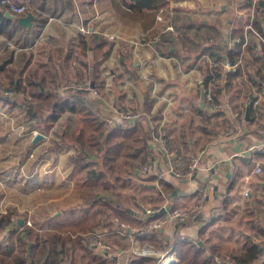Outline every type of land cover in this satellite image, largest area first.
<instances>
[{
	"label": "crops",
	"instance_id": "obj_1",
	"mask_svg": "<svg viewBox=\"0 0 264 264\" xmlns=\"http://www.w3.org/2000/svg\"><path fill=\"white\" fill-rule=\"evenodd\" d=\"M13 1L25 4L27 12L11 17L15 21L11 38L0 35V57L5 56L0 60V213L12 210L17 220L23 215L31 217L33 213L40 219L39 228L62 229L66 224L60 220L79 208L78 189L85 188L90 189V203L96 201L95 196L100 197L90 205V216L109 209L107 204L113 200L98 193L100 186L81 187L80 179L71 175L75 165L69 158L75 153L74 146H58L73 130L76 115L66 113L50 130L42 131L38 118L31 116L23 99L18 97L14 101L15 98L6 97L3 91L10 85L11 73L8 72L13 68L14 78L18 79L22 70H33L42 90L61 95L63 84L90 77L78 58L90 64L91 37L108 40L107 36L114 34L117 39L108 40L113 43V50L100 66L103 86H96L104 98L95 99L105 115L107 130L118 129L128 134L127 148L115 163V169L119 167L117 174H122L129 185L137 179L140 182L135 188L139 189L138 193L150 192L156 196L145 205L137 203L139 211L115 202L117 208L143 218L142 206L159 209L169 204L172 209H180L194 202L198 188H206L208 198L196 218L185 224L169 222L162 231L174 246L177 264L180 261L175 245L182 242L181 236L205 246L209 254L217 250L215 258L224 257L228 262L244 251L245 238L241 246L239 238L234 236L237 231L247 238L261 240L263 258L264 235L251 236L240 231L242 222L230 218L245 211L250 218L253 215L258 218V229H264V215L261 216V212L264 213V59L256 62L261 68L260 72L255 71L253 56L244 50L246 60L251 62L247 72L252 76L245 89L256 94L260 101L259 110L257 113L252 110L248 119L247 102L243 106L239 97L242 89L236 71L220 68L216 69V78L210 76L211 61L225 59L231 40L238 36L231 37V30L241 29V23L254 19L255 0H168L165 16L180 17L173 32L165 31L166 23L157 21L159 11L136 15L120 0ZM28 13L34 17L32 26L27 28L17 21ZM82 27L88 32L82 33ZM155 35H160V41H152ZM82 38L87 42L85 54L80 43ZM134 42L138 44L135 46ZM253 43L258 46L253 51L261 53L264 48H260L257 40ZM218 56L222 58L217 59ZM118 58L120 63L116 62ZM127 58L129 60L125 61ZM105 64L116 67L117 72L112 67L107 73ZM208 86L220 103L219 110L213 113L201 99L202 88ZM239 108L243 114L236 111ZM124 111L134 112L137 117L127 120L121 115ZM228 122L236 134L222 138L218 129L220 124ZM156 135L165 140L169 149L181 150L188 157L200 155V168L191 179L162 174L168 162ZM146 143L148 147L144 148ZM146 148L152 152L145 162L149 163L151 172L144 179L140 177L144 173L139 165L143 164ZM257 166L263 169L262 173L254 172ZM160 180L173 185L174 192L170 196ZM246 189H252L249 200L244 196ZM115 211L110 209L112 221L118 219ZM105 220L104 217L101 224L90 225V234L110 235L102 232ZM25 222L23 219V224ZM201 229H205L203 235H200ZM115 231H111L114 233L111 237L128 244V237L134 236L127 231ZM233 236L232 242L238 245L239 251L224 254L226 246H222L224 241L219 238L226 240ZM258 238L254 241L258 242ZM121 250L120 257H124L129 249Z\"/></svg>",
	"mask_w": 264,
	"mask_h": 264
},
{
	"label": "trees",
	"instance_id": "obj_2",
	"mask_svg": "<svg viewBox=\"0 0 264 264\" xmlns=\"http://www.w3.org/2000/svg\"><path fill=\"white\" fill-rule=\"evenodd\" d=\"M0 0V35L11 38L13 34V25L15 23L10 17L6 16V10L1 4ZM126 9L133 12L136 15H143L150 12H158L163 10L168 5V0H120ZM255 17L253 24L261 36L264 38V0H255L254 3ZM166 20L177 27V20L180 18L177 15L165 16ZM91 34V33H90ZM231 37L235 35L242 36L243 29H232L230 33ZM109 40V39H108ZM107 39H98L97 37H91L90 39V64L81 58H78L81 64L84 66L90 75V79L95 86H103L102 79L100 78V66L105 62L113 50V43ZM82 46V53H86L87 42L84 38L80 41ZM186 45V41H184ZM251 41L246 50L253 56L255 61L254 70L260 72V68L257 65V61L264 59L263 44L260 45L262 49L261 53L254 52L253 48L257 47V44L253 45ZM244 49L242 43H237L234 48L226 53V58L230 59L233 63H236L240 57L245 61V71L250 68V60H246L244 55ZM90 55V56H91ZM5 56H1L0 60H3ZM222 58L221 56L216 57ZM129 60V58H128ZM125 62V61H124ZM22 70L19 74V78H14L16 71L13 68H9L10 85L8 89L14 90L17 93H22L23 96L19 97L26 103L28 112L31 116L38 118L40 124V130H50L56 122L66 113L76 115L77 120L71 134L65 136L59 147L64 145H72L75 148V153L70 156V161L75 165L72 176L86 174L85 177H81L79 185L81 187H104L106 188V182L108 180V172L114 169V165L121 155L124 149L127 148L128 134L120 132L118 129L107 130L105 124L106 119L104 113L97 103L95 96L83 92H65L62 91L59 95L55 91L46 92L42 90L41 84L38 82L36 72ZM251 74V73H250ZM260 74V73H259ZM211 76V75H210ZM251 76V75H249ZM252 79V76H251ZM207 82V81H206ZM34 98V101H33ZM18 98H15L16 101ZM14 103L12 102V105ZM121 110V109H120ZM165 138V137H164ZM148 147L147 143L144 144ZM144 152L145 158L142 163L146 162V158H151V151L146 148ZM95 156V158H92ZM98 156L99 160L95 159ZM151 169L144 175L149 177ZM154 177H150V179ZM160 184L164 187V191L170 196L174 192L172 184L165 180H160ZM96 201L90 203L95 204L100 197L95 196ZM117 204V203H116ZM115 202L110 201L107 205L109 209H101V212L106 213L105 218L107 224L112 226L113 214L110 213V209H116V217L121 221H128L133 224H137L143 228L148 226L152 221L151 218H136L127 209H118ZM98 212V210H97ZM160 213L154 215L153 218L160 217ZM110 223V224H109ZM12 228L11 236L14 240L18 241V247L14 242L10 245H5L0 236V264H73V256L76 252L75 243L72 240V234L70 229H52L47 231H36L32 226L20 225L16 218L15 213L12 210L6 213H0V235L6 229ZM205 229H201L200 235H203ZM156 231H149L146 234L140 235L144 239H154L156 237ZM264 235V229L261 231ZM254 238L248 237V241L244 246V251L234 257H231L227 262L224 257L215 258V252L212 250V254L208 253L205 246H200L193 241H182L175 245V252L180 264H264V257L262 258L261 240L258 238V242L254 241ZM81 249L90 250L93 254V246L87 245L83 247L81 243L78 245ZM16 250V251H15ZM107 257L102 260L103 263H107ZM155 259V258H154ZM148 257H132L129 260V264H146L152 262L155 264V260ZM101 260V259H99ZM157 261V260H156Z\"/></svg>",
	"mask_w": 264,
	"mask_h": 264
},
{
	"label": "rangeland",
	"instance_id": "obj_3",
	"mask_svg": "<svg viewBox=\"0 0 264 264\" xmlns=\"http://www.w3.org/2000/svg\"><path fill=\"white\" fill-rule=\"evenodd\" d=\"M164 16H165V13H164ZM127 60H128V58L125 59V61H127ZM242 60L245 61L243 58H242ZM116 62L120 63L119 58L116 59ZM105 66L108 67V68H106L107 73H109V69H111L112 67H113V70L115 72H117L116 67H114V66L109 67L108 64H105ZM210 72L211 73L213 72V74H212L213 79L216 78V74L218 73L217 70L211 66ZM236 74H238V78L240 79L239 85L242 89L239 93V97L243 100L242 103L244 106V103L249 100L248 97H246V94L247 93H253V92H250L248 89H245V86H247V80H249L251 78V76H249L250 72H247V71L242 72L240 70H237ZM243 77H245V79ZM242 78H243V80H241ZM84 80H86V79L81 78L80 81H84ZM263 97H264V95H263ZM258 107H259L258 105L256 107H254V104H252L251 108H250V115L252 114V112H251L252 110L256 111V113H257V111L259 110ZM206 109H207V105H206ZM236 111L241 112V113L243 112L240 108L236 109ZM132 113H134V112H132ZM243 119H244V117L242 116L241 127L243 126ZM262 123H264V121H262ZM223 124H220V127L218 129V133L222 132L221 137L225 138V136H228L227 134L232 130L233 127H232L231 123H229V122L223 123ZM179 152H181V150ZM182 154L184 155L185 159L188 157V155L186 153L183 152ZM92 158H95V156H92ZM148 164L149 163H146V164L144 163L142 165H139V169L142 170L145 166H148ZM116 168L117 169H115V165H114V169L108 172V180L106 183L107 189H104L102 186L99 187L97 189L99 191L98 192L99 194H103V196H105V198L109 201L113 200L114 202L121 204L122 207L126 206L128 208L136 209V210L138 208V211L140 208L139 206L145 205L146 202H150L151 200L156 199V196L154 194H151L150 192H145L144 194L138 193L139 189H137L138 190L137 191L135 188H136V185L140 184V182L137 181V179H134L133 182H131L132 184L129 185L127 182L124 181L122 174H120V175L117 174V170H119V167H116ZM127 168L128 167H126V169ZM122 169H123V167H121V173H122ZM128 174H131V173H128ZM83 175L85 177L86 174H83ZM73 177L76 178V180L80 179L79 175H75ZM117 177H120V178H117ZM140 177L144 178V174H142ZM144 179L140 178V180H142V181ZM78 187H80V186L78 185ZM130 187H133V188H130ZM248 190H249V192L252 193V189H248ZM254 195H255V193H254ZM78 196H79V200H80V202H78L79 208L73 209L74 212H72V214L68 213L62 218V220H60V221H63L64 224H66V226L62 229H66V228L70 229L71 234H72V240L75 243L74 245L76 247V252L74 253V256H73L74 257L73 258V264H107L108 262H110L112 264H117L118 263L117 256H118V258H120V260L121 259L123 260L127 256L126 255L124 257H120V255H118V253H120L122 251L121 249H124V250L129 249V248H131V245L133 243H131L130 237H128V235H127V237L129 238V244L126 243L124 240L119 241V239H117L116 237H111L114 234L111 231L116 230L115 232L124 233V231L126 230V226H129L131 228H137V229H141V227H139L137 224H133V223H130L128 221H122V220L120 221L118 218V219H116V221H111L113 223L112 226H109L107 224L106 220L104 221V226L102 228H104L105 231H102V232H104V233L108 232V234L111 233L110 235L105 236V235H103V233H101L100 235L94 234V233L90 234V232H89L90 231V225H94L96 223L101 224L106 213H104V212H101V214L100 213H94V215L90 216V189H87V188L78 189ZM246 198L249 200V196ZM255 200L256 199H254V202H255ZM250 201H248L247 206L249 205ZM137 203H139L140 205L137 206ZM191 205H189V206H191ZM186 207H188V206H186ZM163 208L166 209V212L164 214H161L160 211ZM142 209L144 211L143 217L151 218L152 221H154L156 219H164L169 212L177 210V209H172V206H170L169 204L168 205L165 204L162 208H159V209L146 208L145 206H142ZM148 210L155 211V213L151 215V214L147 213ZM179 210H182V208H180ZM157 213L161 214L160 217L153 218L154 215H156ZM259 213H260V211H259ZM101 215L104 217H102ZM263 215H264V213L262 211L261 216H263ZM23 216H24L23 218H21V217L20 218L24 219L25 221H30L33 229H35L36 231H40V232L47 231V230H43L41 227H40L41 229L39 228V226H40L39 220L40 219L37 218L36 216H34L33 213H32L31 217H26L25 215H23ZM94 216H95V218L93 220ZM253 216L254 217L250 218L249 216H247V213H245V211H242L239 216H233L230 219L237 220V222L238 221L242 222V229L240 231L244 230L247 233H249V235H251V236H258L261 233L260 232L261 230L257 228L258 218L255 215H253ZM28 218H30L34 223ZM92 220H93V222H92ZM183 224H185V223H183ZM256 228L259 232L256 230ZM106 230H108V231H106ZM222 230H224V229H222ZM157 235H159V234H157ZM160 235H162V234H160ZM234 236L239 238V242H240L241 246H243L244 238H245L246 242L248 241L247 236L246 235L242 236L240 233H238V231H237V233L234 234ZM234 236L232 239H229V237H227L226 238L227 241L219 238V241H224L222 246H224V245L226 246L224 254H227L228 252H231V251H239L238 245L232 242L235 239ZM216 237L218 238V236H216ZM132 238H133V242L135 243V246H137V247H143L145 245H150L154 249L158 248V250H163V247L160 245V242L157 240L156 237L154 239H144V237L142 238L140 236H137V237L132 236ZM217 238H215V239H217ZM246 242H245V244H246ZM79 243H81L83 247H86L89 244H90V246H93V254L90 253V250L87 251L85 249H81L78 246ZM17 244H18V241L15 238L16 248L18 247ZM245 244H244V246H245ZM216 251L217 250H215L214 252H216ZM105 257L108 258L107 263L102 262V260L105 259ZM131 258H132V256H131ZM131 258L129 257V259H131ZM148 258H152V257L149 256ZM99 259H101V260H99ZM152 259H154V258H152ZM154 260H155V264H156L157 259H154ZM146 264H154V263L148 262Z\"/></svg>",
	"mask_w": 264,
	"mask_h": 264
},
{
	"label": "built area",
	"instance_id": "obj_4",
	"mask_svg": "<svg viewBox=\"0 0 264 264\" xmlns=\"http://www.w3.org/2000/svg\"><path fill=\"white\" fill-rule=\"evenodd\" d=\"M1 4L4 6L6 13H9L13 16L15 15H23L27 12V6L25 4H18L14 2L13 0H2ZM165 10H160L159 14L157 16V20L159 22H165L166 23V28L165 31H174V27L170 22H168L164 16ZM254 19H250L249 21L247 20L246 24H240L243 29V35L242 36H236L231 40L230 43V50L234 48V45L237 43H242V47L245 50L248 46V44L251 41L257 40L259 44H263L264 46V38L261 36V34L258 32V30L255 28L253 24ZM82 33H87L88 30L85 27L81 28ZM107 38L111 41H115L117 39V36L114 34H109ZM153 42H158L160 41V35H155L152 39ZM138 43L134 42V45L136 46ZM258 48V46H257ZM211 66L214 69H220L223 68L224 70H240L242 72H245V67H244V62L242 60V57L236 62L233 63L230 59H222V60H213L211 61ZM213 72H210V75H212ZM245 79V77H243ZM242 78V79H243ZM61 90L65 92H83V93H88V94H93L96 98L103 100L104 96L102 95L101 91L94 85L93 81L90 79V77L86 78L84 81H79V80H74L70 81L68 83H65L61 86ZM3 94L6 97L9 98H18L22 97V93H17L14 90L11 89H6L3 91ZM246 97H248L247 103H245V106L248 104L252 105L254 104V107L260 104V101L256 99V94L254 93H247ZM204 102L207 105V109L209 112H216L220 108V103L215 99L211 88L208 86L207 89H205V97H204ZM112 107V105L110 106ZM113 108V107H112ZM115 109V108H113ZM121 115L127 119L131 120L137 117L134 113L130 111H124L121 113ZM244 123V120H243ZM236 131L234 128L227 134L229 135H235ZM156 140H158L160 143L163 144L164 147V155L167 159V168L163 175H171L172 177L176 179H185L189 180L193 177V175L199 170L200 168V155L195 156V157H187L185 159L184 155L182 154L183 152L179 151H174L173 149H169L165 146V140L161 139L160 136L156 135L155 137ZM252 149V148H250ZM186 161V162H185ZM149 170V166H145L142 171L144 174H146ZM255 173L260 174L263 172L262 168L260 166H257L254 170ZM250 194L249 190L246 189L244 192V196L248 197ZM208 198V190L206 188L200 187L196 191V196L194 199V202L191 206L184 207L182 210H174L172 212H169L167 216L164 219H156L154 221H151L148 226L137 229V228H131L129 226H126V230L128 234L133 233L135 237L146 234L149 231H156V238L160 242V245L163 247V250H158L154 249L150 245H145L143 247H137L135 246V243L133 242V238L130 239L131 243V248L127 251V256L126 259L127 261L125 262L124 259L120 260L117 256V264H129V257L131 256H136V257H149L151 256L152 258L157 259L156 264H177V260L173 254L174 252V246L170 245V243L167 241V239L164 237L163 234V229L164 226L169 223V222H176L179 224L187 223L190 220H193L196 218L203 210V206ZM147 213L149 214H154L155 211H150L148 210ZM25 225L32 226L30 221H26L24 223ZM124 226V225H123ZM11 231L12 228L6 229L3 233H1V238L3 240V243L5 245H10L12 242L15 243V239H12L11 236ZM162 234V235H160ZM180 241H188L184 236H181ZM262 249V246H261ZM118 255H121V253H118Z\"/></svg>",
	"mask_w": 264,
	"mask_h": 264
},
{
	"label": "water",
	"instance_id": "obj_5",
	"mask_svg": "<svg viewBox=\"0 0 264 264\" xmlns=\"http://www.w3.org/2000/svg\"><path fill=\"white\" fill-rule=\"evenodd\" d=\"M6 16H8V17H12L13 15H11V14H9V13H6ZM34 16H33V14L32 13H28L26 16H22V17H19V19H18V21H17V23L19 24V25H23L24 27H30V26H32V24H31V20H32V18H33ZM204 97H205V90H204V88H202V91H201V99L202 100H204ZM250 108H251V105L250 104H248L247 106H246V118L248 119V116H249V114H250ZM41 135H38V137H40ZM176 195H174V197H175ZM173 197V198H174ZM166 212V209L165 208H163V209H161V211H160V213L161 214H164ZM18 223L20 224V225H22L23 224V219H18Z\"/></svg>",
	"mask_w": 264,
	"mask_h": 264
}]
</instances>
